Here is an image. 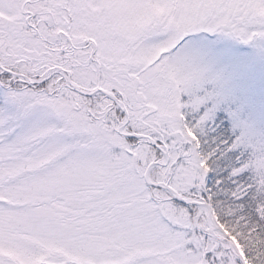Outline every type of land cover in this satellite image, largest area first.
<instances>
[{
  "label": "snow or ice",
  "instance_id": "obj_1",
  "mask_svg": "<svg viewBox=\"0 0 264 264\" xmlns=\"http://www.w3.org/2000/svg\"><path fill=\"white\" fill-rule=\"evenodd\" d=\"M0 264H264V0H0Z\"/></svg>",
  "mask_w": 264,
  "mask_h": 264
}]
</instances>
